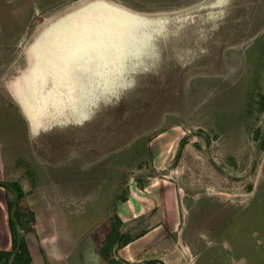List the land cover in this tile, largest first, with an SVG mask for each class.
Wrapping results in <instances>:
<instances>
[{"label":"rangeland","instance_id":"obj_1","mask_svg":"<svg viewBox=\"0 0 264 264\" xmlns=\"http://www.w3.org/2000/svg\"><path fill=\"white\" fill-rule=\"evenodd\" d=\"M93 3L128 9L144 35L137 49L91 57L116 81L99 75L92 86L95 68L85 73L83 117L62 84L47 91L49 73L21 100L28 87L12 86L29 47ZM32 101L44 104L39 122ZM0 153L14 225L48 232L56 216L86 225L103 215L119 235L118 206L132 199L121 234L175 217L152 255L264 264V0H0Z\"/></svg>","mask_w":264,"mask_h":264},{"label":"crops","instance_id":"obj_2","mask_svg":"<svg viewBox=\"0 0 264 264\" xmlns=\"http://www.w3.org/2000/svg\"><path fill=\"white\" fill-rule=\"evenodd\" d=\"M6 164L0 156V174ZM122 203L117 212L119 235H111L110 222L103 215L92 218L86 225L82 222L75 225L76 222L69 218L56 216V223H49L50 230L44 232L27 223L20 227L14 222L10 225L13 215L8 207L6 189L0 184V264H134L150 257L158 258L163 264H178L176 255L173 258L164 253L156 256L149 251L152 246L161 248L168 230L174 228L175 217L168 222L163 214L162 219L145 231L136 235L121 234L124 222L131 214L135 215L136 208L132 199Z\"/></svg>","mask_w":264,"mask_h":264},{"label":"bare ground","instance_id":"obj_3","mask_svg":"<svg viewBox=\"0 0 264 264\" xmlns=\"http://www.w3.org/2000/svg\"><path fill=\"white\" fill-rule=\"evenodd\" d=\"M99 2H100V0H99ZM94 3H93V5H90L89 7H87V9L79 10L80 12L78 11L75 14H69L68 16H66L63 19L60 18L62 20L48 26L44 30V32H42V36L39 38V40L37 39L38 41L29 47V50H28V52H29L28 53L29 67L23 75H20L19 77H17V79L14 81V83L12 82L13 83L12 87L14 89H16V88L20 89L21 86L28 87V89H29L28 92H23L24 91L23 88H21L19 91H16L17 96L19 95L18 97L22 98L21 100H23V99H24L23 101L31 100L32 97L35 95L34 88H36L42 84H45L42 81L50 75L46 74L44 79L41 80L39 78V75L36 74L35 75V82L33 84L32 83V79L34 76L33 69L37 66L38 62L46 61L49 58L51 51L55 50V51L59 52L60 54H63L62 50L59 49L57 46L67 42V39L69 36L68 34L72 33V31L75 27L74 25H72V24H74L72 20L78 19L77 21L82 22L80 19L81 13H84L86 10L93 9V8H95L97 10L114 9L116 11L128 13L134 17H137L135 14L131 13V11H129L128 9H122V8H119V7H117L113 4H110V3H107V4L105 3L107 6H105V4H104V6H101V5L97 6V4H94ZM125 8H127V7H125ZM137 19L138 18L133 19V20L124 21L122 26L127 28V32L123 35V39L121 40L119 35L114 36L112 42L109 43L108 46L103 49L104 55H99L94 48L89 47L87 53L82 52L79 56L72 59L71 63L68 66L67 76L64 77V79L58 83L59 84L58 86H55V92L52 91V93L55 94L58 91V88L60 89V86H61L60 84H62L64 86V88L62 86V88L60 90H61L62 94L67 95L65 102L67 104L69 103L68 105H69V108L71 110V115L77 114V115H79V117L80 116L83 117L87 113V108L85 107V104H86L85 99L87 98V96L89 97L91 95V93H90V95H88V93L86 92L87 90H89V88L86 86H83V82H85V78H86L85 73L87 71L90 72L92 68H95L93 70L95 71L96 74L91 73V75H92L91 80L92 81H94V79L96 80L99 77V75L103 76L107 80L110 79V81L111 80L116 81L114 79V77H110L111 75L114 74L113 70L105 69V67L107 65H105V63H101L99 60L100 59L104 60L105 57L108 59L111 58L114 55V52H120V53L124 54L125 49H127V51H128V50H132V49H137L139 47L142 39H141V41H139V40L141 37L143 38L144 35L140 30L137 29V28H139V25H137ZM71 27H73V28H71ZM69 28H70V30H68ZM150 28L151 27H149V29ZM95 39H96L95 30L90 31L87 34V40L91 41V40H95ZM93 56L97 57L99 60H97L96 62H90V59ZM87 64H89L90 66L89 65L87 66ZM45 67H48V66L45 65ZM23 68H25V66ZM117 68H118V66H115L116 70H117ZM47 73L52 74L51 80H53L52 71L49 70V71H47ZM65 81H68V83H66ZM95 83H96L95 81L93 84H92V82H90V84H92V86L95 85ZM77 85L80 88H77V89L74 88ZM107 85H108V82H107ZM114 86H116V85H114ZM53 87H54V85L52 84L51 87L47 91H50L51 89H53ZM9 88H10V86H9ZM106 88H108V87H106ZM103 89H104V87H103ZM104 91H105V89H104ZM51 98L55 101L59 97L54 98L52 96ZM32 103H34V102L32 101L28 105L29 114L31 115L32 119L35 122H39V118L41 119L43 117V114L45 113L44 112V108H45L44 104H43V102H39V103L35 102V104L32 105ZM29 106H31V107H29ZM76 108L77 109L79 108V110H77ZM78 119L79 118H77V120ZM179 192H183V191H179Z\"/></svg>","mask_w":264,"mask_h":264},{"label":"snow or ice","instance_id":"obj_4","mask_svg":"<svg viewBox=\"0 0 264 264\" xmlns=\"http://www.w3.org/2000/svg\"><path fill=\"white\" fill-rule=\"evenodd\" d=\"M80 19L82 23L74 27L67 42L57 46L63 54L53 50L46 61L38 62L33 69V84L36 74L43 80L47 71L51 70L54 87L50 91L55 92V86L67 76L68 66L72 59L82 52L87 53L89 47L94 48L99 55H104L103 49L112 42L114 36L119 35L120 39H123V35L127 32V28L122 26L124 21L133 20L136 17L114 9L97 10L93 8L80 14ZM93 30L96 32V39L88 41L87 34Z\"/></svg>","mask_w":264,"mask_h":264},{"label":"trees","instance_id":"obj_5","mask_svg":"<svg viewBox=\"0 0 264 264\" xmlns=\"http://www.w3.org/2000/svg\"><path fill=\"white\" fill-rule=\"evenodd\" d=\"M8 194V193H7ZM7 202H8V207H9V209H10V212H12L11 211V209H12V202H11V200L9 199V201H8V199H7ZM13 224V220L10 218V225H12Z\"/></svg>","mask_w":264,"mask_h":264},{"label":"built area","instance_id":"obj_6","mask_svg":"<svg viewBox=\"0 0 264 264\" xmlns=\"http://www.w3.org/2000/svg\"><path fill=\"white\" fill-rule=\"evenodd\" d=\"M37 226V225H36Z\"/></svg>","mask_w":264,"mask_h":264}]
</instances>
